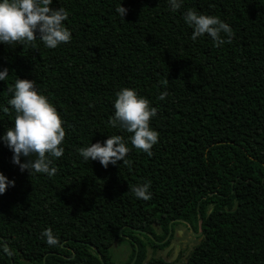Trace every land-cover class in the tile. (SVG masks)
I'll list each match as a JSON object with an SVG mask.
<instances>
[{
  "label": "trees",
  "instance_id": "trees-1",
  "mask_svg": "<svg viewBox=\"0 0 264 264\" xmlns=\"http://www.w3.org/2000/svg\"><path fill=\"white\" fill-rule=\"evenodd\" d=\"M51 7L66 10L69 43L0 44L9 74L0 137L14 125L8 88L17 78L36 82L66 132L63 156L49 157L51 177L21 172L0 140V173L15 182L0 195V264H264V0H183L176 11L168 0ZM188 10L219 17L232 42L193 41ZM122 88L157 109L152 156L110 124ZM113 135L129 148V165L105 169L77 152ZM147 181L151 199L136 198L131 188ZM48 228L58 245L42 237Z\"/></svg>",
  "mask_w": 264,
  "mask_h": 264
},
{
  "label": "clouds",
  "instance_id": "clouds-1",
  "mask_svg": "<svg viewBox=\"0 0 264 264\" xmlns=\"http://www.w3.org/2000/svg\"><path fill=\"white\" fill-rule=\"evenodd\" d=\"M53 0H2L0 2V44H32L37 38L49 49H56L61 44L71 41L72 34L64 25L68 14L63 7L53 9ZM171 9L176 11L181 8L183 0H168ZM127 9L121 5L116 12L124 19ZM185 22L193 28L192 40L207 34L212 38L217 47L232 42L233 31L231 27L216 16L188 10L184 14ZM226 34L227 39L222 38ZM38 34V35H37ZM8 69L0 71V81L8 77ZM8 91L13 96L8 100V105L15 112L14 125L9 128L0 140L12 151V163L18 165L21 172L27 170L30 176L33 173H44L48 176L56 174L57 169L50 167L52 160L49 157L61 158L64 148L61 147L66 132L63 121L56 108L48 99L39 94L36 82L17 78L13 87ZM168 92H161L159 100H164ZM114 116L110 120L112 127H120L131 133L130 142L138 150L152 156L151 149L158 143L159 133L150 127L151 119L157 115V109L150 107L148 99L137 95L135 90L122 88L116 93L114 102ZM5 112L9 108L4 109ZM79 155L87 163L89 160L99 161L107 169L109 164L117 165L126 159L129 148L120 135L107 138L102 145L97 142L90 146L77 149ZM25 162L21 163V158ZM32 157H35L34 159ZM151 182L136 185L131 188L136 198L145 201L151 199ZM9 186H15L14 181H9L0 173V195L4 194ZM49 246L58 245L59 241L54 236L51 228L41 233ZM6 254H11L7 247Z\"/></svg>",
  "mask_w": 264,
  "mask_h": 264
},
{
  "label": "water",
  "instance_id": "water-1",
  "mask_svg": "<svg viewBox=\"0 0 264 264\" xmlns=\"http://www.w3.org/2000/svg\"><path fill=\"white\" fill-rule=\"evenodd\" d=\"M198 234V233H197ZM178 236V235H177ZM172 245H169L167 248H165L162 252H161V259L166 262V263H170L173 261V258H169V259H166V255L167 253L169 252V250L171 249ZM148 258V257H147ZM134 260V259H133ZM132 260V262H133ZM148 259H146L147 261ZM132 262L130 264H132Z\"/></svg>",
  "mask_w": 264,
  "mask_h": 264
},
{
  "label": "rangeland",
  "instance_id": "rangeland-1",
  "mask_svg": "<svg viewBox=\"0 0 264 264\" xmlns=\"http://www.w3.org/2000/svg\"><path fill=\"white\" fill-rule=\"evenodd\" d=\"M178 235H180V233H177Z\"/></svg>",
  "mask_w": 264,
  "mask_h": 264
}]
</instances>
